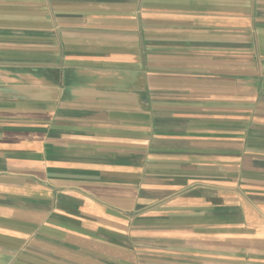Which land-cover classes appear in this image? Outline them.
Returning <instances> with one entry per match:
<instances>
[{
  "label": "crops",
  "instance_id": "0c3cea01",
  "mask_svg": "<svg viewBox=\"0 0 264 264\" xmlns=\"http://www.w3.org/2000/svg\"><path fill=\"white\" fill-rule=\"evenodd\" d=\"M0 264H264V0H0Z\"/></svg>",
  "mask_w": 264,
  "mask_h": 264
}]
</instances>
